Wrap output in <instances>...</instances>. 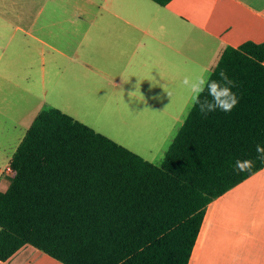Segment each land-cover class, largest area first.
I'll use <instances>...</instances> for the list:
<instances>
[{
  "label": "trees",
  "instance_id": "1",
  "mask_svg": "<svg viewBox=\"0 0 264 264\" xmlns=\"http://www.w3.org/2000/svg\"><path fill=\"white\" fill-rule=\"evenodd\" d=\"M220 71L238 105L191 108L161 165L58 108L40 112L0 190V261L32 245L64 264H189L207 206L264 168V43L226 48ZM237 159L254 166L238 173Z\"/></svg>",
  "mask_w": 264,
  "mask_h": 264
},
{
  "label": "crops",
  "instance_id": "2",
  "mask_svg": "<svg viewBox=\"0 0 264 264\" xmlns=\"http://www.w3.org/2000/svg\"><path fill=\"white\" fill-rule=\"evenodd\" d=\"M87 1L0 0V46L21 31L62 56L72 90L123 105L138 81L134 98L158 103L163 86L212 73L226 48L264 43V0ZM0 264L64 263L25 245ZM189 264H264V168L207 206Z\"/></svg>",
  "mask_w": 264,
  "mask_h": 264
},
{
  "label": "rangeland",
  "instance_id": "3",
  "mask_svg": "<svg viewBox=\"0 0 264 264\" xmlns=\"http://www.w3.org/2000/svg\"><path fill=\"white\" fill-rule=\"evenodd\" d=\"M93 2L97 4V0ZM48 12L49 5L39 22H46ZM15 36L10 46H0V190L6 191L10 186L12 175L5 171L34 120L40 112L53 107L146 160L157 165L163 163L192 108L190 94L181 82L174 89L163 86L166 93L159 95L158 103L141 102L146 97L153 101L155 94L149 92L138 94L141 99L125 95L127 102L116 104L113 99L108 101L109 95L72 90L59 75L63 70L62 56L41 42L24 40L21 31ZM19 39L22 40L18 42ZM167 92L172 93L171 99Z\"/></svg>",
  "mask_w": 264,
  "mask_h": 264
},
{
  "label": "clouds",
  "instance_id": "4",
  "mask_svg": "<svg viewBox=\"0 0 264 264\" xmlns=\"http://www.w3.org/2000/svg\"><path fill=\"white\" fill-rule=\"evenodd\" d=\"M181 84L190 94L191 107L198 109L204 117L218 110L226 114L231 113L239 103V97L233 91L236 84L224 71H220L219 79H213L211 73L207 72L195 77L185 75ZM135 88L136 91L130 93L131 97H134L138 88H140V81H138ZM167 96L171 99L172 93L167 92ZM256 150L258 153L257 159L264 162V146L257 145ZM253 166L254 162L252 160L237 159L235 162V170L238 173L251 170Z\"/></svg>",
  "mask_w": 264,
  "mask_h": 264
},
{
  "label": "built area",
  "instance_id": "5",
  "mask_svg": "<svg viewBox=\"0 0 264 264\" xmlns=\"http://www.w3.org/2000/svg\"><path fill=\"white\" fill-rule=\"evenodd\" d=\"M14 173V170H13V167L11 166V164L7 167L6 171H5V174L7 175H13Z\"/></svg>",
  "mask_w": 264,
  "mask_h": 264
}]
</instances>
